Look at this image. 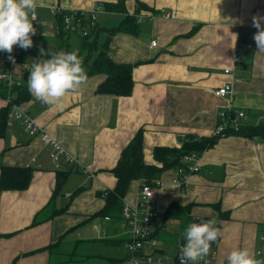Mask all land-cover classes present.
<instances>
[{"label": "crops", "instance_id": "crops-1", "mask_svg": "<svg viewBox=\"0 0 264 264\" xmlns=\"http://www.w3.org/2000/svg\"><path fill=\"white\" fill-rule=\"evenodd\" d=\"M116 2L0 0V21L28 23L32 48L22 61L33 69L32 75L39 69L34 49L60 45L56 9L89 11L99 6V28L116 27L126 16L134 17L138 26L137 36L115 33L108 46L115 63L132 66L129 96L96 93L105 76H85L87 67L77 52L79 37L70 33V49L60 48L51 63L73 69L46 67L24 104L35 123L78 161L59 168L69 174L54 201L56 170L50 147L20 123L6 124L0 167L29 166L33 173L26 190L0 191V264H123L128 228L121 217L112 222L94 215L105 204L98 193L115 186L110 170L135 133L143 130L144 161L151 164L154 147H179L187 136L211 137L219 113L229 108L243 110L245 123L264 122V0H126V14L103 7ZM8 37L0 26V40ZM247 43L252 50H245ZM236 57L242 60L238 64ZM226 69L232 73L225 74ZM225 85L231 87L230 95L217 97L215 91ZM5 106L0 97V109ZM197 164L200 171L187 178L186 188L177 182L176 170L160 177L154 227L162 253L190 238L199 220L206 229L205 250L217 253L210 264H264V142L229 134L198 154ZM138 187L137 180L130 182L123 205L135 207ZM172 204L183 211L164 219ZM106 245L118 247L121 255L102 250ZM71 252L90 258L73 262Z\"/></svg>", "mask_w": 264, "mask_h": 264}, {"label": "trees", "instance_id": "trees-1", "mask_svg": "<svg viewBox=\"0 0 264 264\" xmlns=\"http://www.w3.org/2000/svg\"><path fill=\"white\" fill-rule=\"evenodd\" d=\"M126 0H117L114 4H104L103 7L107 12L124 13ZM147 8V7H146ZM59 19V40L60 45L55 47H37L34 49L35 61L39 66L36 75H27L24 81L11 92L15 95L13 104H26L31 100L32 91L36 83L42 77L46 67L53 68L57 71L67 72L73 68L69 65L63 67L55 66L51 61L55 58L58 50L66 48L70 49V33L65 32L61 27V17ZM198 29L196 26L187 36L195 33ZM125 33L137 36L138 26L134 17L126 16L124 19L111 29H102L96 24L89 28L85 36L79 37V56L83 55V63L87 67L85 76H93L102 74L105 80L98 86L96 93L99 95H113L119 97H127L132 92V66L130 64H117L108 54V46L110 38L115 33ZM101 35L105 36L103 39ZM7 88L0 82V97L6 98ZM11 109V105H6L0 109V138L4 135L7 128V115ZM233 134L234 136H242L246 138H258L264 142V122L257 125L243 122L239 132H228L225 136ZM223 136H211L196 138L193 136L184 137L179 147H154L152 158L154 163L147 164L143 155V130L139 129L129 143L122 149L119 159L110 170L115 178V186L111 190L98 193L103 197L104 207L96 213L97 217H109L112 222H116L121 217L123 207V199L128 191L131 181L144 180L152 182L160 180L161 175L169 170H176L181 167V159L186 155L200 154L214 146L216 141ZM33 169L29 166L20 167H0V191H23L26 190L31 182ZM68 171L61 172L56 170V184L50 202L54 201L59 195L62 187L68 179ZM64 211V208L59 212ZM183 208L180 205H170L162 215L164 219H173ZM58 211L55 212V214ZM57 242L55 244H58ZM71 260L74 258H90L86 255H79L71 252L69 254ZM99 258V257H98ZM101 259L103 257H100ZM105 260V259H102ZM75 262V260H73ZM63 264V263H60Z\"/></svg>", "mask_w": 264, "mask_h": 264}, {"label": "built area", "instance_id": "built-area-1", "mask_svg": "<svg viewBox=\"0 0 264 264\" xmlns=\"http://www.w3.org/2000/svg\"><path fill=\"white\" fill-rule=\"evenodd\" d=\"M100 12L101 7L98 6L89 11H62L56 9L54 15L61 17V27L65 32L83 37L88 33L89 28L97 24ZM35 19V15H32L31 20ZM0 26L9 34L7 39L0 40L2 47L0 52L2 62L0 82L7 88V95L4 98L5 103L11 105L7 115V125L18 122L23 125L30 136L39 137L43 145L49 146V156L55 170H58L62 165H78V161L74 157L68 155L55 140L35 123L25 105L13 104L15 95L12 90L21 84L22 76L32 75L33 72V69L22 61V56L31 50L32 44L28 39L29 28L26 20L17 18L2 20ZM248 34L255 35V33L250 32ZM240 37H242V32ZM239 42L241 44V38ZM151 46H156V42L152 41ZM252 48L253 46L250 43L245 45L246 51H250ZM241 61V58L236 57L234 63L238 64ZM17 66L19 71L15 68ZM232 70L226 69L224 73H232ZM230 93L231 87L229 85L215 91V95L220 98H225ZM246 117V113L239 109L229 108L220 112L212 136H225L228 132H239ZM197 161V154L182 157L181 167L176 169L177 182L182 188L187 187V178L191 174L200 171ZM138 183L135 207L123 205L121 210L123 226L128 228L130 233V238L123 244V248L128 254L123 264H210L213 262L217 253L216 251L207 253L205 250L202 239L206 229L199 220L196 222V230L190 238L178 240L169 253H162L159 248L160 243L155 237L154 227V221L158 218L155 209V191L160 185V180L152 182L140 180Z\"/></svg>", "mask_w": 264, "mask_h": 264}, {"label": "rangeland", "instance_id": "rangeland-1", "mask_svg": "<svg viewBox=\"0 0 264 264\" xmlns=\"http://www.w3.org/2000/svg\"><path fill=\"white\" fill-rule=\"evenodd\" d=\"M74 45L78 47L77 42H75ZM106 246H108V245H106ZM104 249L105 250H108L109 252L112 251L113 254H117V256H120L121 255V250L118 247H115V246L109 247L108 246V247H104L102 250H104ZM99 252H101V251H99Z\"/></svg>", "mask_w": 264, "mask_h": 264}]
</instances>
